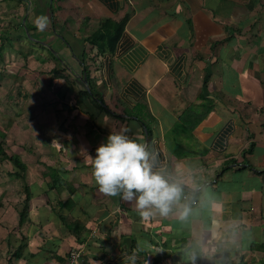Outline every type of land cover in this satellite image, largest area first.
Instances as JSON below:
<instances>
[{"label":"crops","instance_id":"crops-1","mask_svg":"<svg viewBox=\"0 0 264 264\" xmlns=\"http://www.w3.org/2000/svg\"><path fill=\"white\" fill-rule=\"evenodd\" d=\"M122 124L186 220L98 190L85 160ZM0 148L26 166L0 153V264H264V0H0Z\"/></svg>","mask_w":264,"mask_h":264},{"label":"clouds","instance_id":"clouds-1","mask_svg":"<svg viewBox=\"0 0 264 264\" xmlns=\"http://www.w3.org/2000/svg\"><path fill=\"white\" fill-rule=\"evenodd\" d=\"M50 23L46 15L35 19L40 31L45 30ZM130 131L123 124L118 131L111 129L106 142L96 148V155H87L85 163L92 169L98 190L106 196L134 202L143 220H150L157 214L168 217L172 213L180 220H186L191 208L181 203L180 184L163 172L153 170L149 162L152 154L147 145L130 138L127 135ZM137 259L135 253L123 258L126 264H136Z\"/></svg>","mask_w":264,"mask_h":264},{"label":"trees","instance_id":"trees-1","mask_svg":"<svg viewBox=\"0 0 264 264\" xmlns=\"http://www.w3.org/2000/svg\"><path fill=\"white\" fill-rule=\"evenodd\" d=\"M123 24H124V21L117 24L116 25V28L115 30H110L109 28V25L107 24H104L102 25V28L93 34L92 38H91V42L93 43H97L102 49H104V47H109V48H112L114 43L116 42L117 38L119 37V34L123 28ZM104 26H108L107 28V31L103 32L102 29L104 28ZM104 30V29H103ZM87 82H88V85L90 87V81H89V78H88V72H87ZM94 96V94H92ZM0 153L1 154H4V151L2 150V148H0ZM5 158L8 159L18 170L10 173L11 176H14V177H20L22 176V174L25 172L26 170V166L25 164L20 160L19 156L17 155H5ZM25 192L27 193L26 194V198H25V203H24V207L22 209V211L20 212V223H22L25 219V213H26V208H27V205H28V185L25 184L23 186ZM200 263V262H198Z\"/></svg>","mask_w":264,"mask_h":264},{"label":"built area","instance_id":"built-area-1","mask_svg":"<svg viewBox=\"0 0 264 264\" xmlns=\"http://www.w3.org/2000/svg\"><path fill=\"white\" fill-rule=\"evenodd\" d=\"M198 202L197 198L194 196L193 192L190 190H182L181 203H186L188 205H196ZM68 261L70 264H77L80 259V252L77 249H72L68 253Z\"/></svg>","mask_w":264,"mask_h":264}]
</instances>
